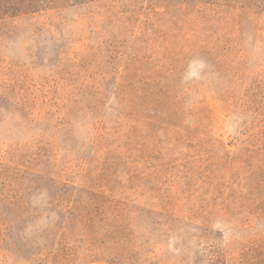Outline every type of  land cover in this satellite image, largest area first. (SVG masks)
<instances>
[{
  "label": "rangeland",
  "instance_id": "1",
  "mask_svg": "<svg viewBox=\"0 0 264 264\" xmlns=\"http://www.w3.org/2000/svg\"><path fill=\"white\" fill-rule=\"evenodd\" d=\"M0 264H264V0H0Z\"/></svg>",
  "mask_w": 264,
  "mask_h": 264
},
{
  "label": "trees",
  "instance_id": "2",
  "mask_svg": "<svg viewBox=\"0 0 264 264\" xmlns=\"http://www.w3.org/2000/svg\"><path fill=\"white\" fill-rule=\"evenodd\" d=\"M77 212H78L77 210H74V213L77 214L78 217H80ZM76 220H78V219H76ZM76 222H78V221H76Z\"/></svg>",
  "mask_w": 264,
  "mask_h": 264
}]
</instances>
